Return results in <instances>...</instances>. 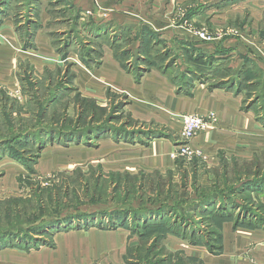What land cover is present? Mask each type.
I'll use <instances>...</instances> for the list:
<instances>
[{
    "label": "rangeland",
    "instance_id": "374dc122",
    "mask_svg": "<svg viewBox=\"0 0 264 264\" xmlns=\"http://www.w3.org/2000/svg\"><path fill=\"white\" fill-rule=\"evenodd\" d=\"M0 264H264V0H0Z\"/></svg>",
    "mask_w": 264,
    "mask_h": 264
},
{
    "label": "crops",
    "instance_id": "0c3cea01",
    "mask_svg": "<svg viewBox=\"0 0 264 264\" xmlns=\"http://www.w3.org/2000/svg\"><path fill=\"white\" fill-rule=\"evenodd\" d=\"M112 70V65L111 63H107L104 66V74L105 76H110V74L108 72H111ZM156 72H151L150 74H147L143 77L142 81L144 82V84H146V88L147 91L150 93H154V94H158V95H164L166 97H171L172 96V89L171 87L165 82V79L160 77L159 75L155 74ZM92 81V80H91ZM203 88L200 89L201 91V96L203 97H210L212 100H218L221 102H231L230 101V93H226L224 91L221 90H213L210 93L207 94H203ZM232 97V96H231ZM228 104H219L218 107L214 105H212L211 103L207 106L208 108H212L213 110L217 111L219 113V115L221 116H230V117H235L237 118L239 121H241L240 116L238 113L235 112L234 107L230 108V110H224V108L227 107ZM206 109L205 104L203 109H199L197 111H201ZM185 113L184 115H192L190 113H192V111H194L192 109V104H189L185 109H184ZM200 113V112H197ZM216 113V112H215ZM182 115V116H184ZM193 115H197V114H193ZM199 115V114H198ZM181 116V117H182ZM201 116V115H199ZM242 122V121H241ZM181 128V126H180ZM180 132V130H179Z\"/></svg>",
    "mask_w": 264,
    "mask_h": 264
},
{
    "label": "built area",
    "instance_id": "2783aa9c",
    "mask_svg": "<svg viewBox=\"0 0 264 264\" xmlns=\"http://www.w3.org/2000/svg\"><path fill=\"white\" fill-rule=\"evenodd\" d=\"M217 124V116L214 112L205 116L199 115H184L181 117V128L179 132V138L182 141H190L197 134L202 131H206ZM179 152L182 155L188 152L187 145H181L178 147Z\"/></svg>",
    "mask_w": 264,
    "mask_h": 264
},
{
    "label": "trees",
    "instance_id": "16d2710c",
    "mask_svg": "<svg viewBox=\"0 0 264 264\" xmlns=\"http://www.w3.org/2000/svg\"><path fill=\"white\" fill-rule=\"evenodd\" d=\"M159 40V38H154V37H150V36H144L143 38V42L145 43H149L151 42L152 44L156 43ZM189 50L184 51L185 56L189 59L192 60L195 65H197L198 67H200L201 70H206V68L208 67V64H203L200 63V59L196 57L197 54H202L203 52L200 50H197L196 48L193 47H189Z\"/></svg>",
    "mask_w": 264,
    "mask_h": 264
}]
</instances>
